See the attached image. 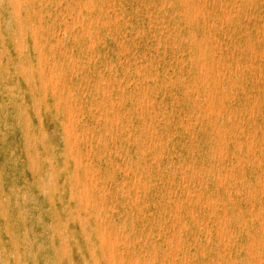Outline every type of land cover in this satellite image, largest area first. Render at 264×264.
Wrapping results in <instances>:
<instances>
[{
	"label": "rangeland",
	"instance_id": "obj_1",
	"mask_svg": "<svg viewBox=\"0 0 264 264\" xmlns=\"http://www.w3.org/2000/svg\"><path fill=\"white\" fill-rule=\"evenodd\" d=\"M262 46L264 0H0V264H264Z\"/></svg>",
	"mask_w": 264,
	"mask_h": 264
},
{
	"label": "bare ground",
	"instance_id": "obj_2",
	"mask_svg": "<svg viewBox=\"0 0 264 264\" xmlns=\"http://www.w3.org/2000/svg\"><path fill=\"white\" fill-rule=\"evenodd\" d=\"M223 9V8H222ZM28 12V11H27ZM19 21V20H18ZM66 21V20H65ZM89 23H90V21H89ZM97 24V23H96ZM209 30V29H208ZM252 45V44H251ZM262 47H264V46H262ZM40 52V51H39ZM60 52V51H59ZM62 55V54H61ZM46 60V59H45ZM122 66V65H121ZM200 68V67H199ZM103 69V68H102ZM182 69V68H181ZM231 73V72H230ZM144 74V73H143ZM100 78V77H99ZM104 81V80H103ZM204 81V80H203ZM51 83V82H50ZM215 90V89H214ZM123 91V90H122ZM183 91V90H182ZM138 92V91H137ZM184 94V93H183ZM71 95V94H70ZM110 96V95H109ZM209 102V101H208ZM210 107V106H209ZM214 107V106H213ZM66 109V108H65ZM25 111V110H24ZM207 112V111H206ZM211 113V112H210ZM209 113V114H210ZM67 116V115H66ZM115 124V123H114ZM116 126V125H115ZM256 132V131H255ZM223 152V151H222ZM220 153V152H219ZM107 161V160H106ZM50 182V181H49ZM134 182V181H133ZM86 190H87V188H86ZM235 191V190H234ZM252 191V190H251ZM71 194V193H70ZM253 196V195H252ZM25 197V196H24ZM180 205V204H179ZM206 205V204H205ZM180 211V210H179ZM223 212H224V210H223ZM229 221V220H228ZM182 223V222H181ZM225 224V223H224ZM260 228V227H259ZM208 230V229H207ZM209 233V232H208ZM108 236V235H107ZM140 237V236H139ZM115 238V237H114ZM107 239V238H106ZM109 239V238H108ZM251 241V240H250ZM252 242V241H251ZM117 244V243H116ZM224 247V246H223ZM118 251V250H117ZM108 252H109V250H108ZM107 252V253H108ZM68 255V254H67ZM120 258H121V256H120ZM112 259V258H111ZM122 263V262H121ZM123 264V263H122ZM135 264V263H134Z\"/></svg>",
	"mask_w": 264,
	"mask_h": 264
}]
</instances>
